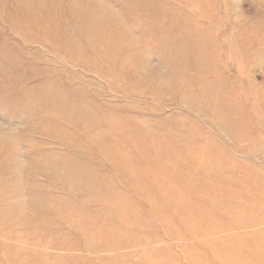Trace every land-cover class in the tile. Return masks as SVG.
<instances>
[{
	"label": "rangeland",
	"instance_id": "obj_1",
	"mask_svg": "<svg viewBox=\"0 0 264 264\" xmlns=\"http://www.w3.org/2000/svg\"><path fill=\"white\" fill-rule=\"evenodd\" d=\"M0 264H264V0H0Z\"/></svg>",
	"mask_w": 264,
	"mask_h": 264
},
{
	"label": "bare ground",
	"instance_id": "obj_2",
	"mask_svg": "<svg viewBox=\"0 0 264 264\" xmlns=\"http://www.w3.org/2000/svg\"><path fill=\"white\" fill-rule=\"evenodd\" d=\"M185 3H186V1H185ZM189 4V6H185V8H187L188 10H191L192 11V13L194 12V8H195V6L196 5H199L198 4V1H195V3H188ZM190 4H191V6H190ZM194 4V5H193ZM205 14V13H204ZM202 15V13L200 14H198L197 16H201Z\"/></svg>",
	"mask_w": 264,
	"mask_h": 264
}]
</instances>
